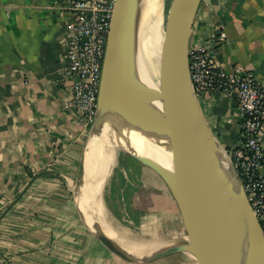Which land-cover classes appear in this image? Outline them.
I'll return each mask as SVG.
<instances>
[{
  "label": "crops",
  "instance_id": "obj_1",
  "mask_svg": "<svg viewBox=\"0 0 264 264\" xmlns=\"http://www.w3.org/2000/svg\"><path fill=\"white\" fill-rule=\"evenodd\" d=\"M65 3L0 0V264H139L93 235L74 196L89 129L80 123L65 79ZM216 32L226 36L219 65L227 71L242 66L264 83V0H202L190 46ZM200 103L229 153L239 144L237 105L215 94ZM153 206L135 222L145 239L185 242L173 197L157 196ZM174 256L181 257L178 264H199L189 253L141 263Z\"/></svg>",
  "mask_w": 264,
  "mask_h": 264
},
{
  "label": "water",
  "instance_id": "obj_2",
  "mask_svg": "<svg viewBox=\"0 0 264 264\" xmlns=\"http://www.w3.org/2000/svg\"><path fill=\"white\" fill-rule=\"evenodd\" d=\"M201 1L171 0L162 57V84L167 96V101H163L133 63L143 0H116L102 69L98 114L91 127L100 112L111 107L112 96L118 93L127 94L168 117L169 160L154 156L142 162L159 175L169 189L181 214L187 239L159 250L146 262L195 252L199 264H248L239 240L246 233L247 225L215 179L206 144L210 136L217 138L208 125L191 79L190 43ZM135 81L145 97L130 90ZM244 197L247 201L245 193ZM101 198L104 201L103 194ZM247 204L253 215L254 243L264 263L263 231L248 201ZM91 232L115 255L135 263L103 230Z\"/></svg>",
  "mask_w": 264,
  "mask_h": 264
},
{
  "label": "bare ground",
  "instance_id": "obj_3",
  "mask_svg": "<svg viewBox=\"0 0 264 264\" xmlns=\"http://www.w3.org/2000/svg\"><path fill=\"white\" fill-rule=\"evenodd\" d=\"M164 3L165 0H143L139 11L133 63L149 80L156 95L167 101L162 84V57L166 32ZM130 90L140 97H145L136 81ZM112 97L107 116L97 120L85 145L82 172L78 178L75 197L80 215L91 230H103L128 257L139 260L151 257L169 246L152 235L147 239L144 233L131 237L127 231L119 229L109 215L101 194L111 169L115 166L116 149L131 152L145 162L154 156L169 160L168 117L160 110L131 99L127 94L118 93ZM115 117L118 119L115 120ZM110 119L117 128L115 138L111 140L108 138L110 135L107 137L109 132L106 133ZM206 151L217 183L245 219L247 230L239 240L247 263L264 264L254 243L253 215L231 160L214 137L208 138ZM190 256L199 261L195 252Z\"/></svg>",
  "mask_w": 264,
  "mask_h": 264
},
{
  "label": "built area",
  "instance_id": "obj_4",
  "mask_svg": "<svg viewBox=\"0 0 264 264\" xmlns=\"http://www.w3.org/2000/svg\"><path fill=\"white\" fill-rule=\"evenodd\" d=\"M67 28L63 46L68 65L71 104L80 123L90 128L98 114L102 69L116 0H66ZM226 36L219 32L190 46L191 79L197 98L220 95L240 112L239 144L229 156L247 201L264 235V83L242 66L223 69L218 55Z\"/></svg>",
  "mask_w": 264,
  "mask_h": 264
},
{
  "label": "rangeland",
  "instance_id": "obj_5",
  "mask_svg": "<svg viewBox=\"0 0 264 264\" xmlns=\"http://www.w3.org/2000/svg\"><path fill=\"white\" fill-rule=\"evenodd\" d=\"M170 4L171 0H165V25L170 9ZM109 108L107 110L103 109L100 112V116L98 119L107 116ZM116 118L118 119V117H115L114 119L116 120ZM88 129L89 133L87 135V139L92 134L93 127H90ZM116 129L117 128L115 127L112 120L109 121L106 133H110H107V137L110 135V137H108L110 140L115 138ZM214 136L217 138L216 135ZM224 150L226 151L225 148ZM127 152L126 150L120 148L116 149V163L115 166L111 169V173L109 175L104 191V199L107 204L109 215L115 222V225L119 229L127 231L131 237H137L141 235L142 232L137 229V225L135 224V222L141 219L144 213L149 212V210L154 207L153 205L155 204V198L157 196H165L167 198H170L171 196L169 192H166L163 189V187L161 188L160 185H164V182H160L155 172L143 163L145 162V160L137 156L141 160L140 161L138 158ZM226 153L229 156V153L227 151ZM170 229L173 231L172 228ZM175 229V231L178 230L177 228ZM182 240L180 242H184ZM149 259L150 258L137 260L135 263L143 264L141 262H146ZM179 259L181 260V257L179 258V256H174L166 260H161L160 262H155V264H178Z\"/></svg>",
  "mask_w": 264,
  "mask_h": 264
},
{
  "label": "trees",
  "instance_id": "obj_6",
  "mask_svg": "<svg viewBox=\"0 0 264 264\" xmlns=\"http://www.w3.org/2000/svg\"><path fill=\"white\" fill-rule=\"evenodd\" d=\"M218 35H219V32H216V34L214 36L217 37Z\"/></svg>",
  "mask_w": 264,
  "mask_h": 264
}]
</instances>
